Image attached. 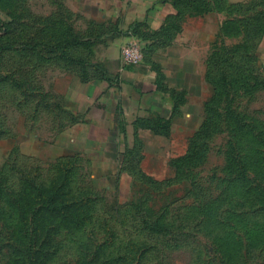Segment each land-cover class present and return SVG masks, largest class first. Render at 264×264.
Returning a JSON list of instances; mask_svg holds the SVG:
<instances>
[{
	"label": "rangeland",
	"instance_id": "374dc122",
	"mask_svg": "<svg viewBox=\"0 0 264 264\" xmlns=\"http://www.w3.org/2000/svg\"><path fill=\"white\" fill-rule=\"evenodd\" d=\"M79 5L0 0V264H264V0L182 3L208 83L106 140L53 81Z\"/></svg>",
	"mask_w": 264,
	"mask_h": 264
},
{
	"label": "crops",
	"instance_id": "0c3cea01",
	"mask_svg": "<svg viewBox=\"0 0 264 264\" xmlns=\"http://www.w3.org/2000/svg\"><path fill=\"white\" fill-rule=\"evenodd\" d=\"M67 8L80 19V29L73 25L70 32L78 37L70 38L76 41L64 49L83 63L80 71H62L53 81L64 84L68 91L64 95L87 114L96 139L106 140L118 131L134 132L138 118L153 116L169 120L171 131L173 114L188 116L184 108L192 87L208 83L205 58L198 54L206 43L202 21L185 17L180 30L158 45L160 32L175 13L169 0H80L76 10ZM198 26L201 37H196ZM132 40L149 47L140 62L125 64L121 47ZM57 89L63 91L60 86ZM146 129L152 131L139 127L137 132Z\"/></svg>",
	"mask_w": 264,
	"mask_h": 264
},
{
	"label": "trees",
	"instance_id": "16d2710c",
	"mask_svg": "<svg viewBox=\"0 0 264 264\" xmlns=\"http://www.w3.org/2000/svg\"><path fill=\"white\" fill-rule=\"evenodd\" d=\"M172 6L175 9V13L172 14L170 17H168V24L166 27L163 28V30L160 32V38L156 41L158 45H163L167 43L175 34L177 31L180 30V23H181V16L184 15V8L182 3H185V1L188 0H169ZM190 16V15H189ZM76 40L74 39H63L60 42L56 43L55 45L48 47V51H60L61 54H63L66 58H68L71 61L76 62L79 67L80 63H83L80 58L78 59H72L68 53L65 51L64 46L73 43ZM149 46H147V43L145 45V51L148 49ZM144 51V53H145ZM82 67V66H81ZM104 74V73H103ZM169 120H164L159 116H154L152 118H138L135 121L134 124V132H137V128L139 127H146L151 129L154 132H158L162 135H168L169 133Z\"/></svg>",
	"mask_w": 264,
	"mask_h": 264
},
{
	"label": "built area",
	"instance_id": "2783aa9c",
	"mask_svg": "<svg viewBox=\"0 0 264 264\" xmlns=\"http://www.w3.org/2000/svg\"><path fill=\"white\" fill-rule=\"evenodd\" d=\"M121 56L125 64H136L140 62L143 57L140 42L132 40L124 44L121 48Z\"/></svg>",
	"mask_w": 264,
	"mask_h": 264
}]
</instances>
